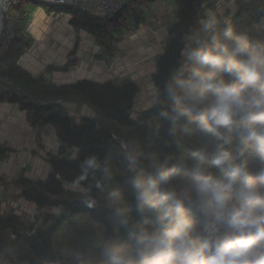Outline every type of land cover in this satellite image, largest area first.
Here are the masks:
<instances>
[{"label":"clouds","instance_id":"1","mask_svg":"<svg viewBox=\"0 0 264 264\" xmlns=\"http://www.w3.org/2000/svg\"><path fill=\"white\" fill-rule=\"evenodd\" d=\"M184 40L180 66L155 88L157 102L169 98L160 120L174 140L199 131L213 142L180 154L122 142L137 170L139 220L112 165L86 156L64 186L89 208L98 203L93 188L106 193L104 206L133 231L128 241L101 237L87 249H62L71 264H264V36L206 9ZM161 128L150 125L156 137Z\"/></svg>","mask_w":264,"mask_h":264},{"label":"trees","instance_id":"2","mask_svg":"<svg viewBox=\"0 0 264 264\" xmlns=\"http://www.w3.org/2000/svg\"><path fill=\"white\" fill-rule=\"evenodd\" d=\"M144 3L145 0H129L112 18H100L78 9L73 11L71 22L94 33L98 41L111 50L114 33L127 28L130 20L138 24L143 22ZM174 3L176 19L168 27L170 37L163 52L157 56V68L152 74L155 88L162 89L170 72L180 66L184 38L197 25L205 10H217L215 0H174ZM235 3L231 17L234 25L251 30L253 35L264 36V0H235ZM16 24L17 35L7 52L9 56L14 49L19 55L27 46L18 22ZM7 67L0 69V74L13 82L15 91L7 90L0 97H8L26 108L33 123L52 125L62 145L57 154L50 156L51 172L47 178L31 180L20 176L18 179V184L22 186L20 195L45 211L35 217L36 222L30 223L17 214H0V264H71V259L62 255L61 250L66 247L87 249L101 237L122 241L130 239L132 226L120 225L115 220L101 198L106 193L93 188L98 203L89 208L78 194L64 186L65 181L73 180L80 173V162L86 156L97 155L101 161L106 160L112 165L114 179L125 190L131 201L133 216L139 220L142 217L135 211L132 192V180L137 170L124 160L122 142L131 137L147 152L176 154L190 153L201 143L213 142L199 131L185 134V138L179 141L168 136L170 122L160 120L159 115L163 102L169 99L166 94L161 95L160 102L156 97L151 107L135 113L134 103L139 86L133 81L125 80L117 84L112 80L80 79L55 85L42 78H33L20 69ZM14 77L26 81L25 87H16L14 79H11ZM74 98L89 103L99 116H84L76 122L61 109V103L43 104V101ZM158 120L162 124L160 137L152 135L150 130V125L154 126ZM69 147L77 149L78 159L67 156L66 149ZM39 219H42L40 224Z\"/></svg>","mask_w":264,"mask_h":264},{"label":"crops","instance_id":"3","mask_svg":"<svg viewBox=\"0 0 264 264\" xmlns=\"http://www.w3.org/2000/svg\"><path fill=\"white\" fill-rule=\"evenodd\" d=\"M215 1L217 11L233 16L235 0ZM145 2L143 22L130 20L127 28L114 33L111 50L94 33L72 24L73 11L78 9L22 2L13 7L11 14L27 46L19 55L15 49L10 56L6 53L1 66L20 69L55 85L80 79L112 80L117 84L133 81L139 86L134 103L138 114L155 102L152 74L157 68V56L170 37L168 27L176 19L174 0H157V5L156 0ZM11 79L16 87H25L26 81ZM5 91L0 85V94ZM60 106L76 122L94 113L92 106L79 98L65 99ZM61 145L52 125L33 123L26 108L0 97V214H17L25 220L40 214L36 213L40 207L20 195L22 186L17 181L20 176L31 180L47 178L50 156L57 154ZM74 152L77 149H66L67 156Z\"/></svg>","mask_w":264,"mask_h":264},{"label":"built area","instance_id":"4","mask_svg":"<svg viewBox=\"0 0 264 264\" xmlns=\"http://www.w3.org/2000/svg\"><path fill=\"white\" fill-rule=\"evenodd\" d=\"M24 1L50 6L76 7L81 11L100 18H112L120 12L129 0H0V61L8 52L17 35V24L11 14V8ZM157 5L158 2L156 1ZM3 67L1 66V69ZM0 85L7 90H14L13 82L0 74ZM62 99L43 101V104L62 103ZM114 137H117L113 134Z\"/></svg>","mask_w":264,"mask_h":264},{"label":"rangeland","instance_id":"5","mask_svg":"<svg viewBox=\"0 0 264 264\" xmlns=\"http://www.w3.org/2000/svg\"><path fill=\"white\" fill-rule=\"evenodd\" d=\"M174 4V6H175V3H173ZM219 5H224V2H220L219 3ZM176 7V6H175ZM71 8H74V9H77L76 7H71ZM225 8H227V10H230V8H229V6H226ZM225 14V15H224ZM224 14H222V15H224V16H228V14H226V13H224ZM229 17H231V16H229ZM92 111H94V113H92V114H90V115H87V116H90V117H96V116H99V112L95 109V108H93L92 107ZM28 201V200H27ZM29 203H32V204H34L35 206H36V204L35 203H33V202H31V201H29ZM45 210H43L42 208H39V210L36 212L37 214L38 213H40V215L44 212ZM54 211H58L57 209H55ZM39 215V214H38ZM26 217V216H25ZM26 218H28V217H26ZM29 218H31V219H27L26 221L28 222V223H30V222H36V218L34 217V215H31V217L29 216ZM23 219L25 220V218L23 217ZM41 220L42 219H39L38 220V224H40L41 223Z\"/></svg>","mask_w":264,"mask_h":264}]
</instances>
